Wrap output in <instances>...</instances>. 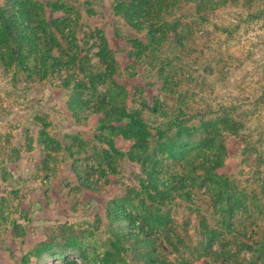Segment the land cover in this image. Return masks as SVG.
<instances>
[{"label": "rangeland", "instance_id": "obj_1", "mask_svg": "<svg viewBox=\"0 0 264 264\" xmlns=\"http://www.w3.org/2000/svg\"><path fill=\"white\" fill-rule=\"evenodd\" d=\"M35 1L50 2L35 25L19 16L23 32L38 36L35 50L12 43L23 58L2 65L0 56V264H264L249 248L264 243V0H184L174 10L183 13L182 49L159 27L162 48L149 45L147 30L135 32L113 12L114 0H59L61 9ZM12 2L0 6L13 11ZM51 19L60 21L64 35L51 32L63 50L56 46L58 59L46 65L39 24ZM134 47L143 61L131 58ZM87 77L100 79L97 94L89 83L79 88ZM122 88L128 109L150 119L149 132L162 119L152 108L179 116L168 141L185 157L134 144L137 127L101 122L107 110L96 97L107 101ZM207 109L237 121L230 131L220 124L217 155L201 139ZM198 163L222 178L187 173ZM244 189L248 209L229 199ZM116 201L159 243L151 259L113 253L108 206Z\"/></svg>", "mask_w": 264, "mask_h": 264}, {"label": "trees", "instance_id": "obj_2", "mask_svg": "<svg viewBox=\"0 0 264 264\" xmlns=\"http://www.w3.org/2000/svg\"><path fill=\"white\" fill-rule=\"evenodd\" d=\"M184 3H185L184 0H114L113 12L117 16L121 17L125 22L129 23L132 29L135 30V32L138 33L147 30V34L145 38L147 39L148 44L151 46H156L157 49H160L163 46V43H161L163 42V40L157 37L156 31H159L157 27H159L160 30L167 29V31H169L171 29L172 33L177 36L176 44H175L177 46L176 48L182 49L185 46V42L183 41L182 35H180L179 33V29L184 24L183 13H180L177 16L175 15L174 10L180 9V11H182V6ZM48 5H50V2H48L46 5L35 0H13L11 5V7L14 6L13 11L6 9V7L0 6V56L2 60V65L6 63L8 60H10V57L14 61L17 59L18 56L20 58H23L22 53L21 55L20 54L16 55V53H13L14 51L10 47L12 43H21L22 45L28 46L30 50L32 51L35 50L34 47L36 45L38 36L35 32H31V31L28 32L26 31V33L23 32L24 29H22L20 25L23 24V22L19 20V16L25 19V24L30 26L35 25L36 17L40 16L41 12L44 11L46 6ZM51 8L61 9L62 7L61 5H59V0H56L52 4ZM73 11L75 12L76 9H73L71 6L67 9V13ZM59 23L60 21L58 19H51V23L44 21L42 25L39 24L37 21V24H39L40 27L46 29L45 39H44V48H45L44 50L46 52V56L43 60L46 63V65L58 59L52 53L53 52L52 50H54L56 46H59V49H61V51L63 50L60 39L57 37L55 32H51L53 28L57 30ZM57 31L63 34L62 30H57ZM116 34L119 35L120 33L117 31ZM162 34L163 37H165L168 33L163 31ZM63 39L67 41L68 37L66 38L63 37ZM134 48L135 50L130 53L131 58H136V60L138 61H143L144 58H142L138 53H136V47ZM73 60L74 62L75 60L77 61V59H73ZM164 61H162L161 64H163ZM71 62L72 64H74L72 60ZM168 62L169 60L166 61V63ZM13 63L14 62L9 61L6 65L9 66V64H13ZM87 78H89V80L87 82H82L81 87L79 88L81 90L86 89L87 88L86 83H89L90 87L88 88L90 89L91 93L97 94L98 91H97L96 82H98V80L100 79L99 78L96 79L95 77H87ZM117 93L118 94L112 93V90L109 91L108 92L109 99L107 101L101 99V97L99 96L100 93L98 97H96L98 98V101L103 103V106L105 105V110H107L106 116L102 118L101 122L109 123L112 121L113 122L117 121L122 123L123 125H131L137 127L141 129V131L137 133L136 138L134 139V144L138 143L139 145H142L145 148H148V146H150L151 144H160L162 145L161 146L162 148H165L168 154L174 153V155L176 154V156L178 155L181 157L186 156V152L182 151L181 148H178L176 142L172 145L168 141L169 138H172L170 136L171 135L170 132L173 130V127L174 126L180 127V125H176L178 124L177 122H179L178 115H173L167 112H161L158 109V107L152 108L150 111L155 116L157 117L159 116L162 119L159 120L160 128L156 129V134L152 133V129L150 130L151 132H149L148 128L151 125V123H150V119L146 118L144 111L143 110L140 111L139 114H135L134 112L132 113L128 109L127 103L123 101V99L126 98L124 94L126 93L125 89L122 88V92L118 91ZM157 103L161 104L159 101ZM179 104L181 107L183 106L182 99L179 101ZM214 113L215 112L212 109H207L204 113H201V133L203 135L201 139L205 142H208L213 149L215 148L216 149L215 154L217 155L220 153L218 148L219 146L216 147L217 136L220 133V129H221L220 124H222V129L230 131L236 127L237 121L229 115L220 118V116L213 115ZM207 121H210V123H208ZM172 147H174L175 150H173ZM221 148L223 149V146H221ZM113 152L117 154L120 160L123 159L124 156L123 153H120L116 149H113ZM101 155H104L103 157L108 159V161H110L108 153L105 149L102 150ZM217 163L220 164L219 161H217ZM183 167H184L183 165L179 164L180 169H182ZM193 172L196 175H199L198 173L201 172L203 176H206V180H208L209 177H213L217 180H220L222 178V176L216 175L213 172L212 168L206 166L203 163L194 164L192 170L187 171V173H193ZM202 178L203 177H201V179ZM154 182L156 184V180H154ZM164 182L166 186L173 184V181L171 180H166ZM175 190L178 191L179 189L176 188ZM142 192H146V188L144 189L141 188L140 193ZM145 195L148 196L149 194H147L146 192ZM229 199L231 203H236V201L238 203L242 202L243 209L249 208L248 203L250 196H249V192L246 189L241 191L237 190V193L235 195L232 194V196H230ZM260 202H262L261 199ZM201 211H203L202 208ZM262 212L264 213V202H263ZM125 214L126 213L124 209V203L116 201V203L110 204L108 206V218L113 226L112 229L113 236L111 238V248L113 250V253L123 255L131 251L135 255L142 254L145 257L151 259L153 255L158 252L157 245H159V243L156 240L151 239L149 237V234L146 232L144 225L136 226L135 224H133L134 221ZM151 217L148 216V214L145 212L144 220L147 221ZM217 222L220 227L223 226L225 229L226 228L230 229L231 227L230 223H227L224 220L222 221L218 220ZM114 225H118V227H115ZM246 239L249 240L247 237ZM251 244L252 245H250L249 248L255 247L257 250H260L264 254V243L262 245H255L256 243L255 244L251 243ZM142 250L146 252L144 251L142 252ZM66 263L77 264L74 261H67ZM237 263L240 264L239 261H237ZM146 264H155V263L153 260L147 262ZM157 264H166V262L158 261ZM251 264L253 263L251 262Z\"/></svg>", "mask_w": 264, "mask_h": 264}]
</instances>
